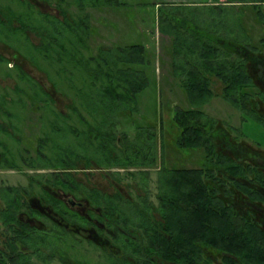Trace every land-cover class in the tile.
<instances>
[{
    "label": "trees",
    "instance_id": "16d2710c",
    "mask_svg": "<svg viewBox=\"0 0 264 264\" xmlns=\"http://www.w3.org/2000/svg\"><path fill=\"white\" fill-rule=\"evenodd\" d=\"M40 1L56 4L61 18L21 0L26 13L21 17L11 13L21 22V32L39 37L38 50L52 63L69 59L90 74L78 94L82 99L104 103L108 116L138 113V96L149 83L140 69L147 63L144 47L102 50L101 59L87 58L89 15L75 19L69 13L70 1L82 13L88 7L119 6V0ZM199 7L209 12L184 11ZM199 7L169 3L160 7V31L174 42L169 56L174 76L182 78L180 85L191 102L201 106L214 98L215 79L222 85L220 97L243 120L264 127V0H211ZM173 123L178 149L199 150L204 161L198 169L160 172L159 203L146 211L154 209L167 221L160 225L162 234L151 235L148 256H164L174 264H200L202 245L222 253L226 263L264 264V150L250 143L239 128L201 108L177 107Z\"/></svg>",
    "mask_w": 264,
    "mask_h": 264
},
{
    "label": "flooded vegetation",
    "instance_id": "af4514ba",
    "mask_svg": "<svg viewBox=\"0 0 264 264\" xmlns=\"http://www.w3.org/2000/svg\"><path fill=\"white\" fill-rule=\"evenodd\" d=\"M28 1L39 10L42 4L54 6V13L41 11L61 18L56 5ZM11 13L9 0H0V49L13 51L8 62L2 53L6 50H0V63L7 62L15 70L0 74V176L15 171L25 182L10 185L0 179V264H174L164 256H148L151 235L162 234L160 225L167 221L154 209L146 211L159 203L158 178L162 170L170 169L166 158L160 165L152 164L166 131L154 138L156 134H150L154 128L140 127L132 138L124 127L132 113L108 116L104 103L89 98L57 100V85L49 91L16 63L24 57V36L36 57L56 65L38 50L41 39L22 33L21 22ZM21 13H26L22 4L17 17ZM31 35L38 45L30 42ZM14 38L15 48L9 44ZM86 46L87 58L101 59L102 50L132 45L101 44L96 52ZM15 73L26 89L20 84L9 89ZM65 74L70 76L67 70ZM81 89L83 85L76 94ZM10 90L17 100L9 98ZM199 249L200 264H231L213 247L199 245Z\"/></svg>",
    "mask_w": 264,
    "mask_h": 264
},
{
    "label": "rangeland",
    "instance_id": "374dc122",
    "mask_svg": "<svg viewBox=\"0 0 264 264\" xmlns=\"http://www.w3.org/2000/svg\"><path fill=\"white\" fill-rule=\"evenodd\" d=\"M119 2V6H105L95 9L88 7L81 13L74 2L70 1L71 7L69 8V13L75 19L79 17L84 18L89 15L90 28L93 29V33L86 40V44L94 52H96L95 47L101 44L105 46L137 44L144 47L147 63L140 66V69L146 72L149 83L146 89L138 96L139 112L133 114L131 118H128L125 121L127 123H125L124 127L125 132L132 138L136 136L138 128L140 127L154 128L150 132L153 136L155 134L156 136H160L162 129L166 131L162 135L164 143L162 152L158 151L156 153L157 161L159 160V163L156 165H160L161 161H164V158H166L165 162L168 163V168L170 169H198L203 165L204 160L201 151L183 150L175 147L176 127L173 124V117L177 107L181 109L201 108L212 117L222 120L230 126L239 128L250 143L264 150V127L252 119L243 120L242 114L220 97L222 89L220 82L212 79L211 88L215 96L212 99H208L201 106L191 102L188 94L180 85L182 78H177L172 72V59L169 56L172 52L174 42L172 40L173 38L160 31V7L164 3L199 7L211 4V0H119ZM49 3L53 5L52 2ZM9 6L16 16L19 15L21 12V4L17 0H9ZM40 9L45 12L52 11L54 13L55 11L53 10L56 8L42 4ZM184 11L185 13L203 14L209 12V8H187ZM36 16L39 18L37 13ZM30 38V42L33 45L39 44V40L34 36L31 35ZM13 40L9 44L15 48L18 43L16 38ZM21 40V54L25 58H19L16 63L22 64V68L28 77L38 84H44L51 92H53L52 84L57 85V100L60 102L68 99L78 101L82 99L76 92L77 87L82 86L89 79V75L86 74L85 69L77 65L78 68L73 66V64L69 63V59L53 66L44 59L36 57L31 45L26 41L24 36H21ZM0 50H6L2 53H5V57H9L8 62H12L13 56L11 52L13 51L7 48ZM88 54L84 51L86 57ZM66 70L70 76L65 74ZM13 72L15 70L8 68L7 62L0 63V74ZM16 84H20L21 88L27 86L22 79L19 80L15 73L10 78L9 89L16 86ZM60 91H67L68 94L64 93V96ZM70 94L74 97H71ZM9 98L11 100H17V94L13 90H10ZM158 139L160 140V138ZM9 146L15 150L14 142L9 140ZM0 179H5L10 185H21V183L25 182L23 175L15 171H6L0 176ZM154 180H156V176H154Z\"/></svg>",
    "mask_w": 264,
    "mask_h": 264
}]
</instances>
